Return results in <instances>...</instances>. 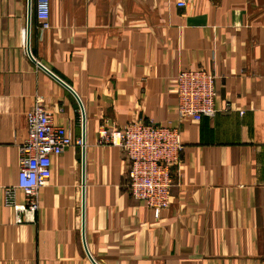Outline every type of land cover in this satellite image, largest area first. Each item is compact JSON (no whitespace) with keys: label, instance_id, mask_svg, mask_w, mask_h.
<instances>
[{"label":"crops","instance_id":"0c3cea01","mask_svg":"<svg viewBox=\"0 0 264 264\" xmlns=\"http://www.w3.org/2000/svg\"><path fill=\"white\" fill-rule=\"evenodd\" d=\"M34 6L31 54L79 100L30 59L29 1L0 0V187L18 184L37 98L84 145L53 158L34 223L0 207V264H94L83 228L97 264H264V0H51L44 32ZM200 68L219 112L181 121L177 76ZM138 120L185 147L160 219L130 195L123 150L98 143Z\"/></svg>","mask_w":264,"mask_h":264},{"label":"built area","instance_id":"2783aa9c","mask_svg":"<svg viewBox=\"0 0 264 264\" xmlns=\"http://www.w3.org/2000/svg\"><path fill=\"white\" fill-rule=\"evenodd\" d=\"M34 1L38 26L44 32L50 28L51 0ZM176 3L184 8L188 0H176ZM216 80L214 73L203 68L183 70L178 74L177 113L181 121H201L217 115ZM230 109L231 104L227 103L226 110ZM27 119L28 137L19 147L18 184L0 187V207L13 210L16 224L35 222L39 191L48 187L52 179L53 158L73 145H84L82 139L74 141L70 127L55 123L42 97L36 99ZM98 137L100 145L123 150L129 163L127 187L130 195L160 219L162 212L171 205L174 170L181 164L185 149L180 130L138 120L120 129L104 123L98 129ZM18 191L25 197L22 204L18 202Z\"/></svg>","mask_w":264,"mask_h":264},{"label":"water","instance_id":"95a60500","mask_svg":"<svg viewBox=\"0 0 264 264\" xmlns=\"http://www.w3.org/2000/svg\"><path fill=\"white\" fill-rule=\"evenodd\" d=\"M29 1V20H28V39H27V52H28V55L30 57V59L36 63L38 65L39 68H41L42 70H44L45 72H47L50 76H52L54 79H56L60 84H62L65 88H67L76 98L77 100L78 99V96L76 95V93L68 86L66 85L63 81H61L60 79H58L53 73H51L50 71H48L46 68H44L42 65H40L32 56L31 54V50H30V29H31V10H32V0H28ZM80 102V101H79ZM81 110H82V118H83V123L85 124V113H84V110H83V106L81 105ZM83 144H84V140H83ZM83 209H84V203H83ZM83 227H84V224H83ZM82 235H83V242H84V245H85V250H86V253L88 255V257L92 260V262L94 264H97L93 258L91 257L88 249H87V246H86V242H85V236H84V228H83V231H82Z\"/></svg>","mask_w":264,"mask_h":264}]
</instances>
